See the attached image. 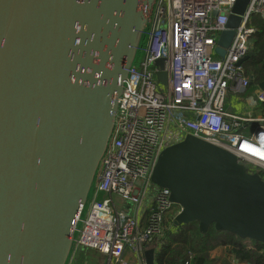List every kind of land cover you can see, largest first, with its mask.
Returning a JSON list of instances; mask_svg holds the SVG:
<instances>
[{
    "label": "water",
    "instance_id": "water-1",
    "mask_svg": "<svg viewBox=\"0 0 264 264\" xmlns=\"http://www.w3.org/2000/svg\"><path fill=\"white\" fill-rule=\"evenodd\" d=\"M156 1L0 0V264H70ZM250 1L237 0L220 54ZM151 179L180 205L176 225L264 244V179L232 153L186 134Z\"/></svg>",
    "mask_w": 264,
    "mask_h": 264
},
{
    "label": "built area",
    "instance_id": "built-area-1",
    "mask_svg": "<svg viewBox=\"0 0 264 264\" xmlns=\"http://www.w3.org/2000/svg\"><path fill=\"white\" fill-rule=\"evenodd\" d=\"M236 2L156 1L75 250H97L107 264H148L145 253L153 249L156 260L181 207L174 209L170 190L155 185L152 172L161 152L186 134L232 153L264 179V89L245 97L243 111L235 112L231 97L250 85L240 61L258 31L253 19H264V0L250 1L231 45L220 54L218 41L229 30Z\"/></svg>",
    "mask_w": 264,
    "mask_h": 264
},
{
    "label": "trees",
    "instance_id": "trees-1",
    "mask_svg": "<svg viewBox=\"0 0 264 264\" xmlns=\"http://www.w3.org/2000/svg\"><path fill=\"white\" fill-rule=\"evenodd\" d=\"M253 25L258 31L250 36L252 49L244 61V74L250 81L249 86L256 89L264 81V19L256 18ZM259 174L263 176V172ZM87 258V249L77 248L70 264H87ZM187 261L190 264H264V244L218 231L214 225L205 233L198 222L175 225L165 233L155 264H186Z\"/></svg>",
    "mask_w": 264,
    "mask_h": 264
},
{
    "label": "crops",
    "instance_id": "crops-1",
    "mask_svg": "<svg viewBox=\"0 0 264 264\" xmlns=\"http://www.w3.org/2000/svg\"><path fill=\"white\" fill-rule=\"evenodd\" d=\"M256 18H260V17H255L254 19H253V21L254 20H256ZM262 19V18H261ZM253 21H252V23H253ZM260 87V86H259ZM258 87V88H259ZM258 88H256V89H258ZM256 89H252L250 86L247 88V89H245V90H242V89H240V90H237L236 92H234V93H231V97H232V99H233V102H234V105H233V108H234V110H235V112L236 111H243V108L245 109L247 106H246V99H245V97L247 96V95H249V94H252V93H254L255 91H256ZM253 113H255L257 110H256V108L255 109H252L251 110Z\"/></svg>",
    "mask_w": 264,
    "mask_h": 264
},
{
    "label": "rangeland",
    "instance_id": "rangeland-1",
    "mask_svg": "<svg viewBox=\"0 0 264 264\" xmlns=\"http://www.w3.org/2000/svg\"><path fill=\"white\" fill-rule=\"evenodd\" d=\"M174 209L176 210L179 209V205L178 204L174 205ZM246 240L250 241V239H246ZM87 256H88L87 264H107V258L101 253L95 251L94 249L87 248Z\"/></svg>",
    "mask_w": 264,
    "mask_h": 264
}]
</instances>
